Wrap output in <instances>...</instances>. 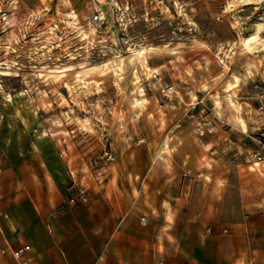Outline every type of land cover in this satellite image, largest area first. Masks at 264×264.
<instances>
[{
  "label": "rangeland",
  "instance_id": "374dc122",
  "mask_svg": "<svg viewBox=\"0 0 264 264\" xmlns=\"http://www.w3.org/2000/svg\"><path fill=\"white\" fill-rule=\"evenodd\" d=\"M261 131L264 0H0V235L17 232L8 208L53 209L70 175L173 145H220L244 215L264 217Z\"/></svg>",
  "mask_w": 264,
  "mask_h": 264
},
{
  "label": "crops",
  "instance_id": "0c3cea01",
  "mask_svg": "<svg viewBox=\"0 0 264 264\" xmlns=\"http://www.w3.org/2000/svg\"><path fill=\"white\" fill-rule=\"evenodd\" d=\"M219 148L119 158L105 179L81 180L86 201H69L79 184L70 175L73 192L53 209L8 208L5 229L17 232L5 236L30 242L34 264H264V217L244 215L248 195Z\"/></svg>",
  "mask_w": 264,
  "mask_h": 264
},
{
  "label": "built area",
  "instance_id": "2783aa9c",
  "mask_svg": "<svg viewBox=\"0 0 264 264\" xmlns=\"http://www.w3.org/2000/svg\"><path fill=\"white\" fill-rule=\"evenodd\" d=\"M98 14L94 15V18H97ZM175 90V87L173 84L166 85L163 88V92L166 96H170ZM194 108V107H192ZM194 112L191 113V116H194ZM261 135H264V131H261ZM264 146V145H262ZM255 160L253 161V165L260 163L261 161H264V155L261 154L260 151H257L254 153ZM115 159V156L113 152L106 151L105 152V160L106 161H112ZM2 167L0 166V170ZM97 178H100L99 175H97ZM101 181V179H99ZM88 191L85 185L83 183H79L77 186V189L75 191V194H71L69 197L70 202H75L76 199H80L83 201L87 200ZM5 200V194L0 189V207ZM264 206V203H263ZM225 231H228L227 228L224 229ZM208 231H211V227H208ZM10 256L15 264H34L35 262V255H34V247L30 242L27 241H20L17 244H13L10 242V240L4 235H0V263H2L5 259V257ZM163 261H160V264H162Z\"/></svg>",
  "mask_w": 264,
  "mask_h": 264
},
{
  "label": "bare ground",
  "instance_id": "6f19581e",
  "mask_svg": "<svg viewBox=\"0 0 264 264\" xmlns=\"http://www.w3.org/2000/svg\"><path fill=\"white\" fill-rule=\"evenodd\" d=\"M262 26H263V25H262ZM262 26H261V27H262ZM262 29H263V27H262Z\"/></svg>",
  "mask_w": 264,
  "mask_h": 264
}]
</instances>
